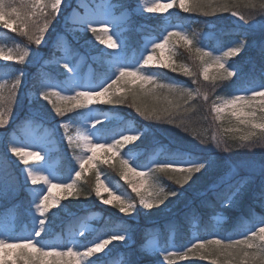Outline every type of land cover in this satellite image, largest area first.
I'll use <instances>...</instances> for the list:
<instances>
[{"label": "clouds", "instance_id": "obj_1", "mask_svg": "<svg viewBox=\"0 0 264 264\" xmlns=\"http://www.w3.org/2000/svg\"><path fill=\"white\" fill-rule=\"evenodd\" d=\"M93 2L97 3V9L90 8L85 12L81 7H72L71 0L67 3L66 0H0V14L4 17L0 26L23 38V44L11 48L0 46V58L25 65L33 49L45 43L66 7H72V10L63 17L64 32L56 33L53 41V48L62 55L54 53L52 63H60L72 71L69 67V36L90 35L111 54L118 55L121 46L113 34L114 21L106 7L111 3L114 8L126 11V2ZM140 5L150 14H170V10L176 9V13L194 19L181 21L179 26L166 23L161 39L154 40L137 62H117L114 78L98 90L64 94L46 85L39 90L40 98L61 119L92 106H122L131 109L143 121L177 129L203 148L214 149L220 157L237 153L264 154V86L254 87L251 91L230 93L224 90L237 76L231 62L249 47L248 33L240 34L237 41L219 53L201 44L206 21L210 18L227 15L248 27L264 26V0H136V6ZM258 54L264 56V41L259 45ZM23 77L21 71L10 81V95L6 96L0 86V129H6L13 119ZM102 122L96 119L91 128L95 129ZM61 128L78 164L70 180L54 179L31 167L44 160L40 151L8 145L12 156L24 166L27 179L21 183L17 178L11 192L0 187V197H15L22 188H30L34 199L29 200V204L38 227L30 238L0 237V264H91L93 257L105 252L116 241L135 244L121 254L123 264H140L143 256L155 254L154 248L163 264H186L190 260L207 264H264V161H248L247 174L234 180L227 190L216 195L214 201L206 203L207 219L195 209L185 214L191 239L183 248L174 244L179 230L175 221L163 230L144 229L143 242L139 244L131 238L132 228L126 223L102 229L95 241L84 247L78 246L76 241L85 236L86 223L70 227L64 236L51 235L47 240L43 239L47 235L50 214L64 201L94 197L123 217H135L140 209L152 212L162 208L208 167L206 163L157 162L156 157H151L144 167L135 165L124 152L129 145L139 141L143 133L134 131L130 123L113 129L109 133L113 137L110 140H97L89 129L68 123H62ZM94 149H101L105 157L112 156L113 152L116 155L111 162L94 159ZM160 151L165 161L174 159L167 151ZM31 156H37V159L30 161ZM89 160L96 165L90 175L86 164ZM233 171H236L235 167ZM114 176L122 184L114 182ZM258 177V190L251 193V204L226 233L230 219L226 210L240 209ZM54 187L62 190V194L54 192ZM101 187L106 191H100ZM113 197L114 201L108 203ZM92 215L99 216L100 213ZM156 237L159 244H151ZM12 252L17 258L7 259Z\"/></svg>", "mask_w": 264, "mask_h": 264}, {"label": "trees", "instance_id": "obj_2", "mask_svg": "<svg viewBox=\"0 0 264 264\" xmlns=\"http://www.w3.org/2000/svg\"><path fill=\"white\" fill-rule=\"evenodd\" d=\"M125 2L126 7H134L133 0H125ZM71 4H73V1ZM69 10L70 7H66L63 15L69 12ZM170 11L172 13L159 14L145 21V25H143L140 30L132 28V32L129 33L131 37V47L138 48L141 45V36L146 35L160 37L165 32L166 23L178 25L181 21L194 19L187 17L186 14L176 13V9H172ZM206 23L207 27L205 28L201 44L202 46L215 52L221 51L232 45V43L239 39L240 34L248 33L249 47L245 52L241 53L240 56L236 57L235 60L231 62V65L237 71V76L230 84L225 86L224 90L231 93L237 90H244L248 87L264 85V56L258 54L259 45L262 41H264V30L245 26L243 23L237 22V18L227 15L210 18L206 21ZM61 29V23L58 21L57 24L54 25V30L49 33L45 43L53 40L56 33L61 31ZM0 33L1 46H7L8 44L14 45L13 43L15 42L23 43V38L18 34L13 33L11 30L0 29ZM38 49H42V45ZM97 69L98 76H101L102 74L107 75L104 74L102 67L97 66ZM21 71L24 72V77H27V81L24 83L23 77V85L11 123L6 129H0V134L3 133V136L0 138V187H3L10 192L14 189L15 180L17 178L21 181V183L25 182L22 178L23 165H21L19 161L12 156L8 145L13 144L14 142L13 134L21 133L26 118H36V114H33L35 111L32 109L38 110L41 113V116L43 115L46 117L47 119H44H46V121H48L53 128L52 133L59 144V149L53 154L52 158L59 161L58 172L63 180H68L70 178L77 167V162L71 155L67 139L62 133L63 129L61 126H55V123L59 120L67 119L78 123L87 113V109H79L61 119L55 115L47 102L43 101L41 98L33 101V103H28L24 94L26 88L38 91L40 86L49 83V80L51 79L47 75H42L40 73V70L33 65V60L31 58H29L28 62L23 66L17 64L16 61H9L5 63L0 62V78L9 74L11 77L10 81H12V77ZM57 75L59 79L63 78L62 75ZM176 79L182 80L183 78L177 77ZM100 108L122 116V125L126 122H131L139 130L143 131V135L138 143L132 148L125 149V152L143 150V154L138 159L139 162L144 163L148 154H155L161 149L174 156V159L168 161L181 160L186 158L187 155L199 161H209L212 156L219 157V154L216 153L214 149H205L202 146L200 149H196L199 144L190 136L181 133L175 128L167 125L152 124L141 120L134 112H132L131 109L122 106L106 105H100ZM40 119H42V117H40ZM119 126L120 125H112L106 130L115 129ZM57 128L60 129V133H57ZM158 157L160 161L167 162L164 160V156L161 151L159 152ZM223 158L229 162L231 168H236L237 174L235 177L238 179L239 177L247 174L248 161H264V154L256 153L253 156L247 153H237L231 157H221V159ZM90 174L91 173L89 172L88 175ZM205 176L210 181H213L218 177V174L208 173ZM112 179L114 182H119L118 177L114 176ZM257 179V184L254 185L249 194L244 197L240 209L226 210L230 217L229 222L226 225V233L231 231L240 213L244 212L247 206L251 204V193L258 190L260 182L259 177ZM119 183L122 184V182ZM231 183L232 182H228L227 184L208 189L189 190L184 187L180 190L184 191L186 197L178 202L177 205L172 207L173 213L163 216L159 215L156 211H153L147 215L139 214L135 215V217H123L115 209L101 205L94 197L88 200H67L62 203L60 208L53 210L50 214L51 218L48 222L49 229L47 230V235L43 239L47 240L48 236L51 235H66L70 227L79 225L83 220L88 218L91 212L98 211L101 213V217L96 224V232L92 236L78 238L80 241L78 246L84 247L89 241L96 238L102 229L112 227L115 224L120 223H126L131 226L132 238L135 240L136 244H139L143 242L142 236L144 229L160 228L163 230L167 224L175 221L179 226V230L174 237V244H177L179 247H184L191 239L190 233L188 232L184 221L185 214L190 210L195 209L203 219H207L209 209L205 206L206 203L214 201L216 195L227 190ZM199 190L202 191L199 192ZM31 199L32 198L30 197L27 189L24 188H22L19 191V195L15 197L11 195L8 197H0V226L7 221L6 219H9V216H13L12 225L15 227V236H20V234L24 233H28L32 236L33 232H31V229L33 227V211H31V205L29 204V200ZM13 205L16 206L14 207ZM169 205L171 206L172 203ZM65 208H68V210L66 211ZM156 238L158 239V237ZM128 247H121L112 251L107 256L98 257L95 260V263L117 264L120 259L122 261L121 254L127 251ZM131 247H135V244H132ZM157 259L158 257L146 255L141 258L140 264H154ZM186 264H207V262L190 260L187 261Z\"/></svg>", "mask_w": 264, "mask_h": 264}, {"label": "rangeland", "instance_id": "obj_3", "mask_svg": "<svg viewBox=\"0 0 264 264\" xmlns=\"http://www.w3.org/2000/svg\"><path fill=\"white\" fill-rule=\"evenodd\" d=\"M72 1H73V4H71L72 7H81L82 10L85 12L88 11L90 8L92 10L97 9V3H94L93 0H71V2ZM133 2H134L133 10H129L128 8L126 11L118 10L117 8H114L111 5V3H109L108 6L106 7V11L113 18V21H114L112 24L113 34L116 36L121 46L120 49L118 50V55L111 54L110 50L106 49L103 45H99L98 43H96L95 40L92 39L90 35H84L79 38H74L73 36H69V40L71 41V46L69 47V50H68V54L71 56V59L69 61V67L72 69V71L69 72L67 69H65L62 66V64L51 62L54 59V53L56 56L62 55L61 53L57 52L53 48V42L49 46V49H51V52H48V50L33 49L29 57L33 60V65H35L38 68V70H40V73L42 75H47L51 79L49 80V83L42 85V86L48 85V86L55 87L57 90L63 92L64 94H73L76 90H98L100 87L104 86L112 78H114L116 74L115 64L117 62L124 63V64H133L137 62L138 59L142 57V55L148 51V49L151 46V43L154 42V40L158 41L159 39L162 38V36L160 37L143 36L142 37L143 43L140 46V48H136V47L131 48L129 44L130 40L127 35L129 32L128 30L130 26L136 22L135 20H133V18L131 19V16L135 14L141 20H148L156 15L163 14V13H156V14L147 13L144 10L143 5H140L139 7H137L136 0H133ZM162 2H167V0H162ZM66 3H67V0H66ZM98 3L102 4L103 0H98ZM72 7H70L69 12L72 10ZM64 15L62 13L61 19L59 20V22L61 23V27H62V30L60 32H64V25H63ZM3 19H4L3 15L0 14V21H2ZM237 22L242 23L238 20ZM176 26H179V24ZM252 27L264 30V26H261L259 24H256ZM0 29H4L3 26H0ZM7 30H10V29H7ZM60 32H57V33H60ZM0 37H1V33H0ZM54 40L55 38L53 39V41ZM13 44L17 45V44H23V43L15 42ZM14 45L8 44L7 46H3V47L11 48ZM42 45L44 46V44ZM221 51H218L216 53H219ZM0 62L5 63L9 61L0 59ZM96 64L101 65L102 68H104L105 72H107V76L103 75V76L98 77L96 75L97 71L94 67V65ZM56 73L64 74V77L62 79H59ZM18 74L13 76L12 79L14 80V78ZM10 80H11L10 75L6 74L0 78V83L6 82V81L8 82ZM26 81H27V77H24V83H26ZM42 86L39 87L38 91H34L31 88H26L24 94H25V99H27L28 103H33V101L40 98L39 90ZM253 88H246L240 91H251L253 90ZM32 110L35 111L33 114H36V118H26V120L24 121V126H23L21 133L13 134V138H14L13 144H17L19 146H23V147H27L33 150L40 151L42 155L44 156V160L41 161L39 164L32 165L31 167L36 168L44 172L45 174L50 175L54 179H62L58 172L59 161L52 158V154L56 152L59 148L57 140L52 134L53 128L48 123V121H46L47 118L44 117L43 115L41 116V113L38 110H35V109H32ZM40 117H42V119H40ZM98 118L101 119L103 122L97 125L95 129L91 128L92 123ZM122 122H123L122 116L116 113L110 112V111L102 110L100 106H92L91 108L87 109V113L78 123H75L70 119L59 120L58 122L55 123V126H61L62 123H68L72 126H79L85 129H89L97 140H100L101 138L105 140H110L113 137H111L109 133L113 129L111 130H106V129H108V127L112 125L121 126ZM129 123L132 125V129L134 131L143 133V131L139 130L131 122H126L125 124H129ZM57 129H58L57 133H60V129L59 128ZM62 133L66 137L64 131H62ZM2 136H3V133L0 134V138ZM137 143L138 141L133 145H129L128 148H132ZM200 148L201 146L199 145L196 147V149H200ZM159 152L160 151H157L155 154L154 153L148 154L147 159L144 163L138 161L140 156L143 154V150L126 151L124 152V154L128 158L132 159L135 165L144 167L146 162L151 157H156L157 162H162L159 160V157H158ZM30 161H35V160L30 159ZM167 162H173V161H167ZM174 162H176L177 164L206 163L208 165V167L203 172L197 174V176L194 177L193 181L189 185L185 186L189 190L214 188V187L224 185V184H227L228 182H233L234 180H236V177H235V175L237 174L236 171L234 172L229 162L225 160V158L221 159L220 156L219 157L212 156L211 160L209 161H199L187 155L186 158L181 159V160H174ZM77 169H78V164L74 172ZM74 172L72 173V175L74 174ZM208 173L218 174V177L215 178L213 181H210L205 176ZM72 175L70 176L68 180L71 179ZM22 177L24 181L26 182L27 178H26L24 166L22 169ZM27 191L30 197L34 199V197L32 196L31 189L29 188L27 189ZM53 191L56 193L59 192V190H53ZM200 191L202 190H199V192ZM185 197L186 196L184 194V191L180 190V194L177 197L172 198L162 208L154 209L152 210V212L156 211L161 216L173 213L172 207L177 205L178 202H180ZM112 200L114 201V197L112 198ZM170 203H172L171 206L169 205ZM57 209H54V210H57ZM65 210L67 211L68 208H65ZM93 213H100V212L98 211L91 212L88 218L81 222V223H86L87 225V231L85 232V236H92L97 230L96 224L101 217V213L99 216H93L92 215ZM149 213L151 212H146L145 210L140 209L138 210L136 215H139V214L147 215ZM32 214H33V227L31 229V232H33L34 234L36 228L38 227V224L36 220L34 219L35 213L33 212ZM10 222L11 220L9 222L6 221L0 226V237L7 236L9 239H24V238L31 237L30 234L28 233L20 234V236H15L14 225L10 224ZM48 229H49V226H47V230ZM94 241H95V238L89 241L87 244H90L91 242H94ZM79 243L80 241L77 239L76 244L78 245ZM150 243L159 244L157 238H153L150 241ZM127 246H130L128 242L123 243V244L120 243L119 241L113 242V244L109 245L108 249H106L105 252L100 253L96 257H93L91 264H99V263H95V260L98 257L107 256L112 251L119 249L121 247H127ZM175 246L177 248H183V247H179L177 244H175ZM153 251L155 252V254H149V256L158 257L157 261L154 264H163V260L159 256L158 251H156L155 248L153 249ZM0 260H2V256H0ZM117 264H123V262L118 261Z\"/></svg>", "mask_w": 264, "mask_h": 264}, {"label": "snow or ice", "instance_id": "obj_4", "mask_svg": "<svg viewBox=\"0 0 264 264\" xmlns=\"http://www.w3.org/2000/svg\"><path fill=\"white\" fill-rule=\"evenodd\" d=\"M12 25H9V28H11ZM105 43H108V41H105ZM2 59V58H0ZM3 60V59H2ZM0 86H3V89H4V93L5 95H10L11 94V90H12V84L10 82H3V83H0ZM111 151V150H109ZM116 155V153H112V156H108V157H105L103 156L102 154V150L101 149H94L93 150V158L94 159H102L104 160L105 162H111V160L113 159V157ZM36 160L37 159V156H31L29 157V160ZM170 163H176V162H170ZM86 164L89 165V167L87 168V171H91L93 168L96 167L95 163H93V160H89V161H86ZM53 190H58L56 189L55 187L53 188ZM100 191H106V189L104 188H100ZM58 194H62V190H59ZM72 192L69 191V195H71ZM115 199V198H114ZM113 200H109L108 203H112ZM33 251H35V249H33ZM17 258V254L15 252H12V253H9V255L7 256V259L9 260H15Z\"/></svg>", "mask_w": 264, "mask_h": 264}, {"label": "bare ground", "instance_id": "obj_5", "mask_svg": "<svg viewBox=\"0 0 264 264\" xmlns=\"http://www.w3.org/2000/svg\"><path fill=\"white\" fill-rule=\"evenodd\" d=\"M53 42V40L48 41V43H45L44 46L42 45L41 50H48V52H51V49H49L50 44Z\"/></svg>", "mask_w": 264, "mask_h": 264}]
</instances>
